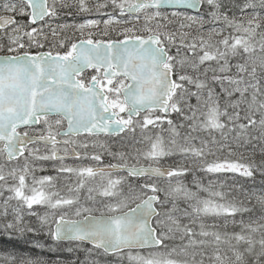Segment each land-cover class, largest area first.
I'll return each instance as SVG.
<instances>
[{"label": "snow or ice", "instance_id": "1", "mask_svg": "<svg viewBox=\"0 0 264 264\" xmlns=\"http://www.w3.org/2000/svg\"><path fill=\"white\" fill-rule=\"evenodd\" d=\"M257 175L264 0H0V237L71 264H264Z\"/></svg>", "mask_w": 264, "mask_h": 264}, {"label": "trees", "instance_id": "2", "mask_svg": "<svg viewBox=\"0 0 264 264\" xmlns=\"http://www.w3.org/2000/svg\"><path fill=\"white\" fill-rule=\"evenodd\" d=\"M68 22H73L72 18H69ZM76 22H79V18L76 19ZM106 139V138H105ZM111 158L105 157V162L107 163ZM115 162V161H112ZM168 163V162H166ZM192 179L191 176L187 178V181L190 182ZM264 180V178L257 175L253 180H245L243 178H239L238 182L245 185L246 187H256L259 188L261 186V182ZM254 203V202H253ZM251 206V205H250ZM248 215H254L259 216L260 211L257 207L254 211V213L251 214H245L247 217ZM7 252H13L18 254H24L28 256L33 257H40L43 260L49 261V262H55V261H62L64 264H71V261L75 258L74 254L68 253L67 251H62L60 253H52L47 251H40L38 249H33L30 244H25L23 241H16V240H8L6 237H0V254H4ZM83 258V257H81Z\"/></svg>", "mask_w": 264, "mask_h": 264}, {"label": "rangeland", "instance_id": "3", "mask_svg": "<svg viewBox=\"0 0 264 264\" xmlns=\"http://www.w3.org/2000/svg\"><path fill=\"white\" fill-rule=\"evenodd\" d=\"M226 2H229V0H226ZM168 12H171V11H168ZM189 15H196V14H192V13H188ZM207 27V25H206ZM101 139H105L104 137H101ZM67 163H72V161H66ZM165 166H167V163L165 162ZM43 174H52L51 171L47 172V173H41V172H38L37 175H43ZM239 183V182H238ZM241 184V183H240ZM87 196V193H83L82 194V197H86ZM90 203V202H89ZM42 211V210H41ZM29 220H32L34 221L35 218H28ZM0 255H3V254H0Z\"/></svg>", "mask_w": 264, "mask_h": 264}, {"label": "water", "instance_id": "4", "mask_svg": "<svg viewBox=\"0 0 264 264\" xmlns=\"http://www.w3.org/2000/svg\"><path fill=\"white\" fill-rule=\"evenodd\" d=\"M167 11H175L173 8H168ZM181 11H184V9H181ZM188 13L197 14L194 10H187Z\"/></svg>", "mask_w": 264, "mask_h": 264}, {"label": "flooded vegetation", "instance_id": "5", "mask_svg": "<svg viewBox=\"0 0 264 264\" xmlns=\"http://www.w3.org/2000/svg\"><path fill=\"white\" fill-rule=\"evenodd\" d=\"M68 161H71V160H68Z\"/></svg>", "mask_w": 264, "mask_h": 264}]
</instances>
